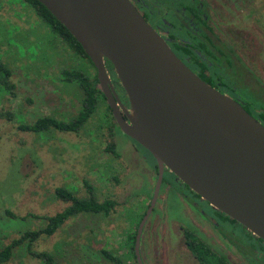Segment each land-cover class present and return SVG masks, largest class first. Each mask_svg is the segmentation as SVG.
Returning <instances> with one entry per match:
<instances>
[{"label": "rangeland", "instance_id": "obj_1", "mask_svg": "<svg viewBox=\"0 0 264 264\" xmlns=\"http://www.w3.org/2000/svg\"><path fill=\"white\" fill-rule=\"evenodd\" d=\"M249 11H255L254 15L264 22V0H254ZM260 26L264 30V25ZM195 56L201 57L191 53V57ZM0 58L11 68L15 84L13 96L0 91V248L26 230L43 227L44 216L54 215L68 205L55 197L56 187L64 186L77 196L87 197L83 184L86 179L93 184L98 201H116L110 214L79 213L69 217L53 235L38 238L33 248L51 253V264H109L100 254L102 248L111 249L124 256L128 264H134L126 242L153 195L156 162L113 122L106 100L99 96L97 108L78 133H35L19 128L20 124L33 123L44 115L63 121L74 118L83 92L76 82L62 80L61 70L80 69L93 78L96 71L92 62L52 34L22 0H0ZM206 58L209 77L217 84L213 77L219 75L212 72L217 65ZM257 92V103L246 102L252 113L253 109H264V91ZM247 95L245 100L250 101ZM256 119L264 125V120ZM111 143L118 156L106 150ZM179 181L164 173L146 223H152L155 232L160 227L166 230L162 254L167 255V264L184 262L173 251L177 232L174 220L204 236L200 231L203 223L198 221L196 212L199 206H208ZM146 231L147 226L142 231L140 253L144 264H153L158 247L149 237L146 242ZM3 264L46 263L31 257L25 245H21Z\"/></svg>", "mask_w": 264, "mask_h": 264}, {"label": "water", "instance_id": "obj_2", "mask_svg": "<svg viewBox=\"0 0 264 264\" xmlns=\"http://www.w3.org/2000/svg\"><path fill=\"white\" fill-rule=\"evenodd\" d=\"M80 43L96 69L113 122L154 158L157 177L141 235L165 169L211 206L264 240V125L180 60L130 0H39ZM110 62L130 110L113 89Z\"/></svg>", "mask_w": 264, "mask_h": 264}, {"label": "flooded vegetation", "instance_id": "obj_3", "mask_svg": "<svg viewBox=\"0 0 264 264\" xmlns=\"http://www.w3.org/2000/svg\"><path fill=\"white\" fill-rule=\"evenodd\" d=\"M130 1L145 21L164 39L176 56L195 74L219 92L238 101L247 112L258 118L257 111H260V108L253 109L254 113L248 110L250 104L257 103V101H254V99L257 100V90L264 91V30L260 26L262 24L261 20L254 15L255 11H249L254 5V1ZM189 6H193L196 14H199L205 22L200 23L198 20H194V15L189 17L186 12ZM208 28L212 29L209 35L206 32ZM204 34L209 37V41L203 38ZM200 43H204L211 52H206L207 48L200 47ZM217 47L222 48L225 53H219L220 51ZM179 52L182 53V57L187 62L181 58ZM193 52L198 53L201 57H191V53ZM206 57L213 59V63L217 65V68L212 72H217L219 77L216 75L212 77L221 86L219 88L209 77L211 74L208 72ZM109 63L105 62L113 89L122 104L127 110H130L126 93L120 85L112 65H108ZM247 94L251 98L250 101L245 100V96H248ZM166 172L176 178L173 173L165 169L164 173ZM156 177L152 187L155 185ZM179 182L188 188L199 200H203L181 180ZM152 196L151 194L149 198L150 202ZM150 202L148 201L144 213L149 207ZM202 202L208 207L199 206L196 213L200 219L198 221H202L201 223H203L200 231H203L204 236L180 224L178 220H174V224L176 225L173 226L177 232L173 251L180 254L179 260H184L182 264H202L200 259L198 260L189 248L188 242H193V239L197 243H202L205 248L214 252L217 257L222 258L225 264H264V240L249 231L240 222L211 206L207 201L203 200ZM209 207L212 208L210 209ZM148 218L144 225V227L147 226L145 234L146 242L149 237V241L158 247L155 251L156 255L152 257V262L153 264H167V255L162 254L165 251L164 248H166V230L160 227V230L155 232L153 225H151L152 223L146 224L148 223ZM206 238L211 244L207 242ZM134 262V264H137L136 259H134ZM142 262L144 263L143 258ZM147 264H149V261Z\"/></svg>", "mask_w": 264, "mask_h": 264}, {"label": "trees", "instance_id": "obj_4", "mask_svg": "<svg viewBox=\"0 0 264 264\" xmlns=\"http://www.w3.org/2000/svg\"><path fill=\"white\" fill-rule=\"evenodd\" d=\"M22 1L25 5L32 8L35 15L46 25V27L52 34L56 35L58 38L66 42L74 52L88 58L80 43L76 41V39L69 33L68 29L52 15V13L39 0ZM253 1L254 0H243V2ZM186 12L189 17H192V15H194V20H198L200 23L205 22V20L199 14H196L193 6L187 7ZM262 24L264 25V22ZM206 32L209 35V32H212V29L208 28ZM203 38L209 41V37L207 35L204 34ZM199 46L204 47L205 49L207 48L206 52L209 53L210 49L204 43H200ZM217 49H219V53H225L222 48L217 47ZM200 50L202 51L201 48ZM106 62L109 63L108 60H106ZM108 65H110V63ZM11 75V68L7 66V64L4 63L0 58V91H6L13 96L15 84L11 80ZM61 76L62 80H65L67 82H76L83 92L81 106L76 116L69 121H63L51 115H44L36 119L33 123L20 124V129L35 133L47 132L48 130L78 133L97 108L99 96H102L104 100H106L104 95L100 91L96 75H94L92 78L89 73L84 72L80 69L73 68L62 69ZM254 101L256 100L254 99ZM107 110L110 114L111 119L113 120L111 110L108 105ZM257 112L258 118L264 120V109ZM139 146L142 147L141 145ZM106 150L112 152L115 156H118V153L115 151L114 143L107 145ZM83 184L88 193L87 197L77 196L72 190L64 186L56 187L54 189L55 197L65 203H68V205L63 210L56 212L54 215L44 216L46 223L43 227L33 230H26L22 232L18 237L12 238L9 243L2 246L0 248V264L9 261L13 255V250L21 245H25L26 251L31 257L42 260L46 264H51L53 262V255L51 253L47 251H37L33 248V244L36 240H38V238H40L41 236L53 235L69 217L76 216L79 213H102L105 216L109 215L111 210L115 207L116 201L109 198L103 201H98L95 196L93 184L89 183L86 179L83 180ZM6 212L12 217H16L9 210H6ZM143 213L141 215V218L143 216ZM138 223L139 221L135 223L133 230L130 231L129 242H126L130 248L129 252L133 254L134 259L135 255L133 252V247ZM188 244L193 254L198 258V260L200 259L202 264H225L222 258L217 257L214 252H211L208 248H205L202 243H197L193 239V242H188ZM100 254L109 264H128L124 256L113 253L111 249L102 248L100 250Z\"/></svg>", "mask_w": 264, "mask_h": 264}]
</instances>
